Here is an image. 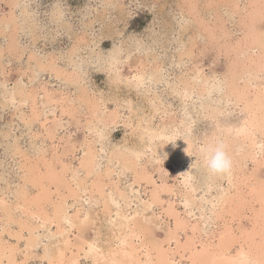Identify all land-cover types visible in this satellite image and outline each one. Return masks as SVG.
Listing matches in <instances>:
<instances>
[{"label":"rangeland","instance_id":"obj_1","mask_svg":"<svg viewBox=\"0 0 264 264\" xmlns=\"http://www.w3.org/2000/svg\"><path fill=\"white\" fill-rule=\"evenodd\" d=\"M198 1L200 16L210 23L215 21L216 15L223 18L227 32L215 30L216 40L209 41L205 32L196 31L185 0H0V240L6 246L15 244L18 261L24 258L26 251L27 241L24 238L29 236L27 225L35 229L26 264H48V258H56L59 254L64 255L68 264H93L94 254L106 256L108 250L117 248L119 254L127 250L128 247L123 248L120 243L123 237L137 245L140 259L145 261L150 244L161 241L162 245L174 248L173 233L181 242L186 241V232L188 236L193 234L190 230L181 229L174 232V221L164 212L166 201L174 202L183 220L191 224L197 221L203 229L194 233L199 236L198 239L206 242L211 239L210 230L216 229L212 214L205 204L202 207L199 204L198 209L195 204L184 205L189 185L182 184L178 174L179 170L191 172L197 197L194 200L197 202L202 195L208 196L203 189L208 174L204 164L196 153L184 159L185 153L178 148L184 143L183 135L179 134L175 141L167 139L168 150L158 153L156 150L162 145L158 140H148L145 133L146 123L158 125V121H161L160 124L164 122L161 120L165 116L164 109L173 112L171 120L175 122L184 117L185 110L193 116L186 135L194 151H198L205 144L206 137L211 138L213 129H216L214 119L198 113L205 98H200L197 86L194 85L189 94L192 99H185L181 96L184 90L181 82L193 76L190 68L194 64L203 76L213 73L218 81L228 78L230 68H234L231 64L235 54H227L223 42L240 40L243 43L248 33L246 22L239 21L240 13L245 14L251 8L256 11L258 5L238 0L242 11L236 13L232 4L223 0L209 9L204 8L205 0ZM187 21L192 23L191 30L183 33L179 26H186ZM13 25L17 30L15 34ZM258 25L264 28V20ZM165 28L169 38L162 37ZM220 32L224 35L219 37ZM80 36L86 41H80ZM190 49L193 50L192 58L184 54L191 52ZM119 50L127 60L116 67L109 65L108 59ZM239 55L243 57L246 53L242 51ZM152 59L160 65L157 72L160 76L154 73L152 67L156 65ZM39 62L43 63V69ZM143 63H146L144 68L140 65ZM142 72L145 74L142 75ZM133 74H141L151 82L138 85L132 80ZM149 76L160 79L152 80ZM253 76H257L252 79L256 83L264 80V72L253 71L245 73L239 82L250 81ZM29 77L33 78L32 82ZM42 86L52 92L50 96L54 99L63 97L61 104L64 109L74 110L69 114L60 113L44 98ZM18 89L24 92L17 93ZM29 90L34 92V97L28 94ZM34 104L38 110L35 117L31 113ZM229 110L231 114L222 122L226 120L235 125L244 113L240 112L239 106ZM150 117H153L152 121ZM50 129H55L54 133ZM223 136L224 133L219 131L215 137L222 139ZM257 136L264 147V139ZM88 144L96 150V160L87 175L83 164ZM140 154L141 158L136 160L144 164L156 184L164 180L172 184L177 192L176 195L160 193L163 204H149L152 185L141 180L137 182L133 170L125 163L123 166L124 156L134 159V155ZM235 154L240 155L241 151ZM156 157L161 160L162 171L153 160ZM45 160L56 172L64 171L65 183L79 192L78 196H71L66 187L56 188L54 183L44 179L43 184L53 192L51 199L43 201L48 220L38 214L35 205L25 201L40 189L31 181V169L35 166L44 173ZM191 161L192 168L189 167ZM64 164L65 170L62 169ZM246 166L245 171H249L251 162L248 161ZM107 167L111 168L109 175L105 174ZM93 180L103 185V194L107 197L112 195L115 199L116 204L112 203L109 211L104 207L103 195L92 185ZM112 182L123 190L125 199L119 197ZM218 184L227 186L225 178ZM57 189L61 191L62 199L56 195ZM140 201H146L149 206L137 212ZM57 205H63L58 221L54 215ZM27 206H31L35 213L28 214L25 210ZM201 213L206 217L202 219ZM214 221L221 224L220 219ZM57 222H61L62 230ZM245 222L250 223L248 220ZM205 232H209L208 236ZM197 246L200 247L198 242ZM8 253L9 250L2 253L3 262ZM181 263H187L185 256ZM107 264H110L109 261Z\"/></svg>","mask_w":264,"mask_h":264},{"label":"bare ground","instance_id":"obj_2","mask_svg":"<svg viewBox=\"0 0 264 264\" xmlns=\"http://www.w3.org/2000/svg\"><path fill=\"white\" fill-rule=\"evenodd\" d=\"M185 1L187 3L186 4L187 12L188 14H190V16H192L191 18H193L192 20H193V24L195 26L196 31L205 32L206 36L208 35L209 41H211L212 39L216 40L215 30H217V32L218 30H221L222 32L225 31V28L223 26L222 16L216 15L214 18L215 21L210 23L209 20L200 16L199 11L197 9V4H196V3H199L198 0H185ZM219 1L221 2L222 0H205L204 8L207 7L209 9L210 7H213L214 5L217 6ZM223 1L230 3V5L232 4L231 7H233L232 9L236 13H239L242 11V8L239 6L238 0H223ZM169 3L170 2H168V4ZM248 4L258 5L257 6L258 11L257 10L254 11L255 9L251 8L250 11H248L245 14L240 13L239 21L240 22L245 21L246 23L245 22L244 23H245V26L247 27L248 35L246 37L244 36L245 42L243 41V43H241L240 40H237L235 43H232V42L229 43L228 41L223 42V47L226 49V52H228L227 54H230L231 52H234L235 54L234 61L231 64L234 68L232 69L230 68L229 70L230 76L222 81H218L215 78V74L213 73L208 74V76H203L200 69L197 67L196 64H194L190 68L194 73L193 76L190 78H185V80L181 82L182 84H184V90L183 91L181 90L182 91L181 96L186 97L185 99L187 98L192 99V97L189 96V94H191L190 92L194 88V85L197 86L196 90L199 92L200 98L201 99L202 97L205 98L204 101L199 106L200 110L198 111V113L203 117H207L211 120L214 119V121L216 122L215 123L216 129L215 128L213 129L212 137L217 138L215 136L216 134L219 133V131H220V134L221 132L224 133L222 140H224V142L228 145L230 155L232 156V159H233V169L230 175L216 177V176H210L209 174H207V179L205 183H203V185L205 186L203 189L206 190V192L208 193V196L202 195L200 198H198L197 202L195 201L197 199L195 195L196 189H194L195 186H193L191 182L193 179V175L188 170H184V171L179 170L178 174L182 178V184H184L185 186L186 184L189 185V189L186 190V194L184 195L182 193L184 196H186L183 203L185 206H188L190 204H195V207L197 209L199 207V204L201 205V207L202 205L204 206L205 204L210 214H212L211 216L214 218V220L220 219L221 224H220V221L215 222L213 220L216 229L214 231L210 230L211 239L208 240V242L202 241L201 239H198L199 236H195L194 234L197 232L200 233L203 230L201 229L202 227L201 228L199 227V224L197 223V221H194L191 224L189 223V221L183 220L177 208L174 207V202L166 201L167 204L164 209L165 210L164 212L168 216L172 217L174 221V232L177 229H181L183 231L190 230L193 233L192 236H188L186 232V241L181 242L177 238L178 235L176 233H173L174 243H175L174 248H171L170 246L162 245L161 241L158 243L154 242L153 244H150L148 248L149 250L147 249V252L145 254L146 262L140 259V252H138L139 248L137 247V245L134 244L131 239H126L125 237H123L121 238L120 243H121V246H123V248L128 247L127 250L124 249L119 254L118 249L115 248L114 250H110V251L108 250V254H106V256L105 255L100 256V254L98 255L94 254L95 258H94L93 264H107V261H109L110 264H147L148 261H149V264H182L181 259H183L184 256L186 257V260H187L186 264H244L245 260L251 261L252 264H264V170H263L264 169V147H263V141L260 139L258 140V136H257L259 135V137L261 136L264 139V80H262V83H256L252 79H255L257 76H253V78H251L250 81L242 80L241 83L239 82L240 80L239 78H242V76L245 73H250L253 71L254 73L256 72L258 73V71L264 72V28L258 25L259 22L264 20V0H248ZM254 8H256V6ZM22 12L24 13V10ZM35 19L37 20L38 18L36 17ZM191 24H192L191 21H187L185 24L186 26L181 24L182 27L179 26L180 31L184 33L187 30H191V28H189L192 26ZM165 27L167 28V26ZM166 28L165 30H163L162 37L169 38L170 35H168L169 33ZM13 30H14L13 32L14 34L17 33L15 25H13ZM164 32L166 34H164ZM222 32H220V34L218 35L219 37L221 35H224V33ZM172 33L173 32H170V34ZM80 41H86V40L83 36H80ZM194 43L195 42H191V44H194ZM190 51L191 52H188V53L184 52V54H186L188 57H191L193 50L190 49ZM242 51H245L246 53V55H244L243 57L239 55ZM105 57H107V55ZM108 60L110 62H107V61L106 62L109 63V65L116 67L118 64L122 65V62L124 60H127V58L123 56L121 54V51L119 50V51H116L112 55V57L109 58ZM52 61H54V59H52ZM90 61H92V57ZM152 61L156 65L152 67L155 70L154 73H157L160 65L157 62H155L154 59H152ZM98 63L100 64V62ZM38 64L40 68L43 69V63L39 62ZM145 64L146 63L140 64V65L142 66V68H144ZM144 74L145 72H142V75ZM142 75L133 74L132 80L136 81L138 85H143L145 84L146 81L147 82L150 81L149 79L145 78ZM157 76H160L159 73H157ZM119 78H121V76ZM148 78L152 80L160 79V78L154 79L151 76H149ZM29 79L31 82L33 81L32 77H29ZM122 80H126V78H122ZM126 81H129V79H127ZM194 81H196L197 83H194ZM41 90L47 102L50 105H53L56 108H58L60 113L64 114L65 112H67L69 114L70 112L74 110L73 109L71 111V109H69L70 110L69 111V110L64 109L63 104H61L63 101V97L54 99L53 96H50L52 92H49V90L45 86H42ZM23 92L24 91L22 89L17 90V93L22 94ZM28 94L30 95L32 94L33 96L34 92L29 90ZM10 97L13 100L15 99L11 94H10ZM236 106H239L240 112L244 113V116L242 117V119H240L239 122L236 123L235 125L227 123L226 120L222 122L223 118L227 119L229 115L231 114L229 108L230 109L232 107L235 108ZM153 112L155 113V111ZM31 113L34 115V117L38 115V110H37V107H35V104L31 108ZM163 113L165 114V116L161 118V120L164 121L163 123L160 124L161 121L160 122L158 121V125L152 124L150 122L146 123L145 133L148 134V137H149L148 140H158L159 145H162L159 148V150H156V151H158L159 153L165 149L168 150L169 145L167 144V139L168 141L170 140L175 141V137L177 138V136H179L180 134V136L183 135L182 142L184 143L182 145H179L178 148L182 149V151L185 153L184 159H187L189 158L190 155H192L193 153H196V156L201 160L202 164H204L203 156L200 151L204 145L198 151H194L192 147V142L186 135V132H189L190 127L192 125L193 116H190L188 111L185 110L183 112L184 117L177 119V122H175L174 120H171V118L173 119L172 111L169 112L168 109H164ZM153 117H150V121L153 120ZM46 118L48 119V117ZM167 120L168 122H166ZM165 129L169 130L171 133L168 134ZM50 130L52 131V133H54L55 131V129L53 130L50 129ZM211 138L210 136L206 137V141L210 140ZM233 150L235 152L236 151L238 152L239 150L241 151V154L240 155L235 154ZM95 156H96V150L94 149V147L88 144L87 149L85 151L84 164H83L87 175L90 174L91 168L95 163V160H96ZM134 157L135 158L133 159V158L124 156L125 159L123 160V166L125 163L128 168L133 170V173H134V176L137 182L141 180V181H145L146 183L152 185L151 190H150L151 202H149V204H163L164 199L161 197L160 193L174 194V195L177 194V192L174 190V186L172 184L171 185L168 184L169 182L167 183L163 180L161 181V184H156V181H154L151 173L145 169L144 164L142 162L138 163V161L136 160V159L141 158V154L140 156L134 155ZM153 160L154 162H157V168L162 171V165L160 164V161H161L160 158L156 157ZM248 161L251 162L252 167L249 171H245ZM141 164L142 166L140 167ZM44 165L46 167V170L44 173L39 172V170H37L35 166L32 167L31 172H30L31 181L33 184L39 185L40 189L37 190L36 194L30 195L28 196V198H25V201L29 202L30 203L29 205H35L37 208L38 214L41 215V217H43L44 220H48L49 216L47 212L45 211V208L43 206V201L44 200L48 201V199H51V195L53 192L50 189H48L47 186L43 184L44 179L48 180L49 182L54 183L56 185V188L58 186L66 187L67 190L69 191L68 193L71 196H78L79 192L75 188L73 187L71 188V186L68 183H65V177L63 174L64 171L61 170L60 172H56L54 168H52V166L50 165V162L48 161H46ZM189 167L190 168L193 167L192 161L190 162ZM62 169L64 170L66 169L65 164L62 166ZM9 170L10 169H8V171ZM163 170L164 172H166V169H163ZM15 173L13 174V176L15 175ZM110 173H111V168L107 167L105 174L109 175ZM224 178L227 182L226 187H223L220 184H218ZM91 182H92V185L96 187L97 192L103 195L102 199L104 202V207H106V210L109 211L111 204L112 203L116 204L115 199L113 198L112 195H109V197H107V194H103L104 189L100 181L93 180ZM112 185H114V188L117 194L119 195V197L125 199L126 196L124 195L123 190L118 187L117 183L115 184L112 182ZM217 186H220V187H217ZM230 188H233V189H230ZM60 192L61 191L58 190L56 195L59 196L60 199H62V194ZM187 197H189V199H187ZM149 204H147L146 201H140V203L136 207L137 212H140L141 209L142 211L145 210L149 206ZM25 210L27 211L28 214L35 213L33 209H31V206L30 207L27 206ZM62 211H63V205L55 206L54 215L57 221L60 220L59 216L62 213ZM75 217H77V214H75ZM200 217L203 219L206 216L204 213H201ZM245 220H248L250 223L249 224L246 223ZM57 225L59 229L61 230L63 229L61 222H57ZM27 228L29 230V236L24 238L27 241L26 247H25L26 251L24 253V258L18 261L16 259V254H15L17 250L15 244L14 245L8 244L6 246V244L2 243V241L0 240V264H26V260L29 255L28 248H31L33 244L32 242H34L33 230L35 229V227L27 225ZM205 233H206V236H208L207 233L209 232H205ZM43 239L45 240V238ZM197 242L200 244L199 248L197 246ZM7 250H9V253L6 255V258H7L6 261L3 262L1 260V257H3L2 253ZM152 252L154 254L153 256H151ZM176 255L177 257L175 258ZM47 261H48V264H68L65 261V257L63 254L62 255L59 254V256L56 258L54 256L50 257L47 259Z\"/></svg>","mask_w":264,"mask_h":264},{"label":"clouds","instance_id":"obj_3","mask_svg":"<svg viewBox=\"0 0 264 264\" xmlns=\"http://www.w3.org/2000/svg\"><path fill=\"white\" fill-rule=\"evenodd\" d=\"M200 151L205 169L210 176L220 177L231 174L233 159L224 140L211 138L205 142ZM244 264H252V262L245 260Z\"/></svg>","mask_w":264,"mask_h":264}]
</instances>
